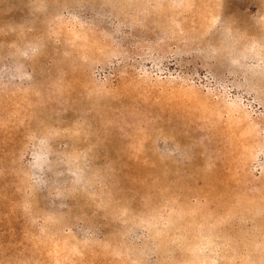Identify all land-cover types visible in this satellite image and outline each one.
<instances>
[{
  "label": "rangeland",
  "instance_id": "obj_1",
  "mask_svg": "<svg viewBox=\"0 0 264 264\" xmlns=\"http://www.w3.org/2000/svg\"><path fill=\"white\" fill-rule=\"evenodd\" d=\"M0 264H264V0H0Z\"/></svg>",
  "mask_w": 264,
  "mask_h": 264
}]
</instances>
